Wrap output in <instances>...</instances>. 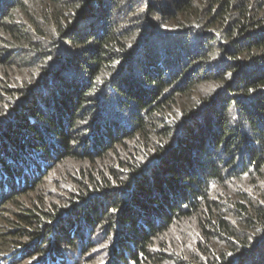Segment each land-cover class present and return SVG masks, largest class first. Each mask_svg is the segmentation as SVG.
Instances as JSON below:
<instances>
[{
  "label": "trees",
  "instance_id": "16d2710c",
  "mask_svg": "<svg viewBox=\"0 0 264 264\" xmlns=\"http://www.w3.org/2000/svg\"><path fill=\"white\" fill-rule=\"evenodd\" d=\"M121 144L117 185L81 171L66 204L21 201L56 151ZM1 203L0 264H99L96 240L102 264L154 263L197 215L204 258L174 263L264 264V0H0Z\"/></svg>",
  "mask_w": 264,
  "mask_h": 264
},
{
  "label": "rangeland",
  "instance_id": "374dc122",
  "mask_svg": "<svg viewBox=\"0 0 264 264\" xmlns=\"http://www.w3.org/2000/svg\"><path fill=\"white\" fill-rule=\"evenodd\" d=\"M69 132L70 134H72V136H74V139H76L78 136H82L83 131H80V128H77L72 129V131L70 129ZM126 145L121 144L120 147L116 146V148H114L113 150L105 153L103 159H99L94 163L78 159L74 156H71L62 162H59L57 160L59 154L61 153V150L56 151L58 153L57 155L54 154L56 157H53L55 158V161L53 163L52 161H49L51 162V166L48 169V173L46 174L45 172L47 171H42V176L44 175L42 184L37 187L36 192L31 193L24 198H21V201H25L27 204H31V202H38L39 200H41L39 196L41 195L43 196V201L46 203V205H61L63 203L66 204L67 201L65 200V198L68 197L71 191H75L76 189H78V186L81 185L82 181H79L80 177H85V175L81 174V171L87 174L93 172L94 174L97 173L98 176L101 175L109 179H114V184L117 185L116 182H119L121 176L118 173L113 172L111 164L114 163V161L118 163L119 159H121V156L123 155V158L127 154V147H125ZM58 149L60 148L58 147ZM78 149V147H75L73 150L79 151ZM43 173H45L46 175ZM40 178V176L37 177V180H40ZM246 188L250 189L249 187ZM125 198V200L127 201L128 199H130L127 197ZM0 207H4L2 206V203ZM4 208L5 211H10L11 209H13V204L8 203ZM6 215L7 214H5V216ZM9 218H13L11 214H9ZM199 218L200 216L197 215L183 221H175L166 232L160 233L155 238H153L149 246V250L153 255L152 257H154L156 261L154 263L143 262V264H176L173 261V255H180L185 259H198V257L204 258V253L201 250V245L204 244L201 241H203L204 239L199 231ZM8 226H10L8 221H3L0 224L1 229H5ZM84 232L86 233V230H84ZM96 236L98 237L96 238ZM94 238H104L103 232L95 231ZM26 241V238H22L18 242V244ZM111 241L112 243L110 244H113L114 237L111 239ZM94 242L95 246H93V248L89 251L84 259L89 261H97L99 264H102L105 262V257L109 254L110 247H108L107 250L105 249V246L100 244L97 240ZM79 245L80 244L78 243L76 246L78 247ZM83 246H85L84 242ZM71 249H74V247H72ZM160 253H167V259L158 257L157 254ZM179 264H184V262Z\"/></svg>",
  "mask_w": 264,
  "mask_h": 264
}]
</instances>
